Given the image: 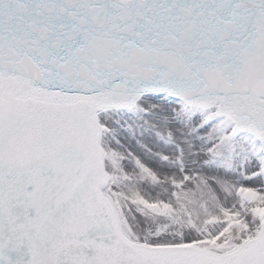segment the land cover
<instances>
[{
    "label": "snow or ice",
    "instance_id": "snow-or-ice-1",
    "mask_svg": "<svg viewBox=\"0 0 264 264\" xmlns=\"http://www.w3.org/2000/svg\"><path fill=\"white\" fill-rule=\"evenodd\" d=\"M0 264H264V0H0Z\"/></svg>",
    "mask_w": 264,
    "mask_h": 264
}]
</instances>
